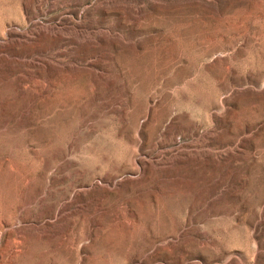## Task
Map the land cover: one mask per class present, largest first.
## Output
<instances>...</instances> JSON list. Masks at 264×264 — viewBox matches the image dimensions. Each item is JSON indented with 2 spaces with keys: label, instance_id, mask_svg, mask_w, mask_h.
<instances>
[{
  "label": "rangeland",
  "instance_id": "1",
  "mask_svg": "<svg viewBox=\"0 0 264 264\" xmlns=\"http://www.w3.org/2000/svg\"><path fill=\"white\" fill-rule=\"evenodd\" d=\"M26 1L0 0V222L41 185L28 211L64 210L0 264H264V0ZM138 142L142 179L81 185Z\"/></svg>",
  "mask_w": 264,
  "mask_h": 264
},
{
  "label": "bare ground",
  "instance_id": "2",
  "mask_svg": "<svg viewBox=\"0 0 264 264\" xmlns=\"http://www.w3.org/2000/svg\"><path fill=\"white\" fill-rule=\"evenodd\" d=\"M77 4V3H76ZM79 4V3H78ZM33 8H32V6ZM44 4L42 2V0H32V1H26L25 4L23 5L22 9L20 10V15H21V18L22 20L20 21V23H27L28 21L32 20L33 17L35 16V13L36 11L39 9V10H42L44 9ZM38 7V9L36 10V8ZM66 20V19H65ZM21 36V33L18 31V30H11V31H8L7 33V37L6 35L3 34L2 31H0V36H4V39L5 38H9V39H14V40H18L20 41V39H16L14 38L13 36ZM63 38V36H62ZM64 39V38H63ZM21 72V71H20ZM59 76H56L55 78H53L51 81H50V87L46 90V88L42 89V90H35V96H34V100L32 101V104H35V105H39L45 101H49V100H52V98H60V94L55 92L54 88L55 86L59 83V81L57 80ZM40 78V77H39ZM51 78V77H50ZM58 82V83H57ZM41 83V81H40ZM31 84H33V81L32 80H25L23 82V86L22 88H28ZM38 87V86H37ZM41 89V88H40ZM26 114V113H25ZM194 135H197V131L194 132ZM167 139V138H166ZM164 139L163 141H160L159 143L156 144V147L159 146V147H164L165 145H169L171 141H168ZM162 140V139H161ZM196 148H201V146H197L195 145ZM5 149V148H4ZM142 149V143L141 142H138L137 145H136V150L130 155V159H129V163L131 165L130 168H120V167H115L116 169H112V171L110 172H106L104 173L105 175L103 174H99L98 176L102 179L103 177L105 178V181L108 183L107 186H101V184H99V182H90L88 181V183H82L81 185H87V186H90V188H88L90 191L91 190H96L97 188H102L104 190H106L108 193L109 192H115L117 191L118 187L121 186V184H123V182L127 181V180H133V181H138L140 179L143 178L144 176V173H145V169H146V161L145 159H142V158H139V155L137 154L139 151H141ZM173 150V149H172ZM172 150H167L164 153H172ZM199 151V150H198ZM197 151V152H198ZM193 153V152H192ZM196 153V151H195ZM162 154V153H161ZM178 155V154H177ZM186 155V154H185ZM211 154H207V157L208 158H211L210 157ZM206 157V156H205ZM198 159L201 160V157H197ZM194 159V158H193ZM214 160H219L218 158H215ZM221 162V161H220ZM0 163H1V160H0ZM7 163V162H5ZM48 163V162H47ZM50 163V162H49ZM48 163V165H49ZM2 164V163H1ZM52 164V163H51ZM50 164V166H51ZM159 166H162V165H167V164H170L169 162L168 163H162V161L158 162L157 163ZM203 164V163H202ZM47 166V165H46ZM53 166V165H52ZM166 167V166H165ZM46 168V167H45ZM167 169H169L167 167ZM39 170V169H38ZM43 170V169H42ZM40 170V171H42ZM164 170V169H162ZM48 172V171H47ZM45 172V173H47ZM38 173V172H36ZM126 173H129V174H135L136 175V178H133V177H129L130 175L128 176H125ZM48 174V173H47ZM107 174V175H106ZM45 175V174H44ZM93 175V174H92ZM91 175V176H92ZM118 175H121L123 177V180H118V181H115L114 178H117ZM41 176V175H40ZM32 177V176H31ZM94 177V176H93ZM185 177V176H184ZM42 178V177H41ZM45 178V177H44ZM49 178V176H48ZM92 179V178H91ZM100 179V180H101ZM41 181H43L42 179H40ZM49 180V179H47ZM93 180V179H92ZM32 181V180H31ZM46 181V180H45ZM44 181V182H45ZM163 181V180H162ZM30 182V181H29ZM50 182V181H49ZM102 182V181H101ZM178 182H183V180H178ZM28 183V182H27ZM47 183V182H45ZM34 184V182H33ZM32 185V184H31ZM29 184V186H31ZM35 185V184H34ZM52 185V184H51ZM97 185V186H96ZM40 186V185H37V187ZM43 185H41V188H39L36 193L32 194L31 196H29V191L31 190H28L25 192L24 194V198H22V201H20L19 205L14 209V211H10L7 215H4L1 222H0V242H11L12 241H18V240H24V236H23V229L24 228H27V227H38V228H41V227H44V226H47V224H50V221L47 220V218H53V219H57L60 215H61V212L62 210H64V206L63 205H59V206H56V204L58 202H55V208H52L54 209L53 211H50L47 209H44L42 208V210L36 214V215H32L31 212H29L28 210L33 208L31 207V204L34 202L35 203H39V204H42L43 200L46 199V194L48 193H51L49 191L48 188L46 187H42ZM47 186H49L47 184ZM24 187V186H23ZM35 186V188H37ZM54 187V186H53ZM51 188V187H50ZM55 188V187H54ZM60 188V187H59ZM62 189V188H61ZM33 190H35L33 188ZM32 190V191H33ZM58 190V188L56 189ZM93 190V191H94ZM163 190V189H162ZM52 191V190H51ZM54 191V190H53ZM59 191V190H58ZM81 191V190H80ZM85 191H88L87 189ZM89 191V192H90ZM92 191V192H93ZM55 193V192H54ZM74 195L77 193H79V190L77 191H74L73 192ZM84 193V191H83ZM53 194V193H52ZM76 194V195H77ZM156 193L155 192H152L151 193V196L155 195ZM170 194V193H169ZM16 195V194H15ZM18 195V194H17ZM55 195V194H53ZM124 195V194H123ZM66 196V195H65ZM73 196V195H72ZM71 196V197H72ZM38 197V198H37ZM48 197V196H47ZM63 197V196H61ZM64 198V197H63ZM60 199V198H59ZM58 199V201H59ZM62 200V199H60ZM46 201V200H45ZM42 202V203H41ZM53 204V203H52ZM50 205V206H54V205ZM60 204V203H59ZM126 204V203H125ZM128 204V203H127ZM36 205V204H35ZM48 205V204H47ZM124 205V203H123ZM43 206V205H42ZM127 206V205H126ZM102 207V206H101ZM100 207V210L103 208ZM122 207V206H121ZM128 208V207H127ZM50 209V208H49ZM95 209V208H94ZM126 209V208H125ZM124 209H120L118 211H114L112 212V214L114 213V217L116 219H120L122 217H124V212L122 211ZM128 210V209H126ZM129 211V210H128ZM1 212V211H0ZM130 212H131V217L132 218H135V214L134 212L130 209ZM30 213V214H28ZM35 213V212H34ZM95 213V212H94ZM96 214V213H95ZM66 215V214H65ZM185 220H187V222L189 221V216H190V211H186L185 212ZM61 217V216H60ZM59 217V218H60ZM88 218V217H87ZM94 219V218H93ZM51 220V219H50ZM58 221V220H57ZM118 221V220H117ZM96 222V220L94 221ZM114 222V221H113ZM134 222V221H133ZM78 223V222H77ZM90 227V226H89ZM72 228V227H71ZM92 228V227H91ZM32 230V229H31ZM44 230V229H43ZM47 229H45L43 232L45 233ZM73 230V229H72ZM41 231V230H40ZM69 232V231H68ZM25 233V232H24ZM42 233V232H41ZM47 233V232H46ZM26 234V233H25ZM65 234V233H64ZM72 234V233H71ZM50 235V234H49ZM48 236V235H47ZM40 241H42L40 239ZM50 242V241H49ZM38 243V242H37ZM69 243V242H68ZM67 243V244H68ZM73 243V241H72ZM21 244V243H20ZM47 244H50L48 242H46V245ZM7 245V244H6ZM9 245V244H8ZM17 245V244H16ZM12 246V245H11ZM14 247V246H13ZM11 248V247H10ZM16 248V247H15ZM13 251V250H12ZM54 251V250H53ZM4 254V253H3ZM6 255V254H5ZM4 256V255H3ZM11 257V256H10Z\"/></svg>",
  "mask_w": 264,
  "mask_h": 264
}]
</instances>
